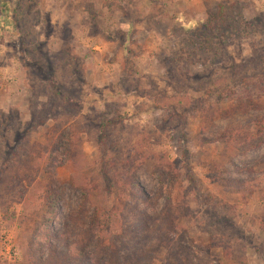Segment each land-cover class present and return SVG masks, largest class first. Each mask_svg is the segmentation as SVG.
<instances>
[{
	"label": "rangeland",
	"instance_id": "374dc122",
	"mask_svg": "<svg viewBox=\"0 0 264 264\" xmlns=\"http://www.w3.org/2000/svg\"><path fill=\"white\" fill-rule=\"evenodd\" d=\"M72 239L264 264V0H0V264Z\"/></svg>",
	"mask_w": 264,
	"mask_h": 264
},
{
	"label": "trees",
	"instance_id": "16d2710c",
	"mask_svg": "<svg viewBox=\"0 0 264 264\" xmlns=\"http://www.w3.org/2000/svg\"><path fill=\"white\" fill-rule=\"evenodd\" d=\"M261 140L262 138L255 140V141H258L257 146H260ZM95 218L96 217L94 216V219L89 224V230L90 231L92 230L95 236V237H92V239L95 238V241L94 240L91 241L93 245H89V247L93 246L94 253L99 256V255L105 254V251L110 246L108 231L111 228V219L107 218V219L102 220V219H95ZM106 241H108L107 244H106ZM81 242L79 240L72 239V241L70 242V247H69L70 248V258L72 257L71 254L76 255V257H82L83 255L84 257H86L89 264H99L97 261L94 263L90 262L89 257L86 254H84V250L79 246ZM62 255H64V252L57 253L56 255H54V257L59 259L62 257ZM72 258H75V256Z\"/></svg>",
	"mask_w": 264,
	"mask_h": 264
}]
</instances>
